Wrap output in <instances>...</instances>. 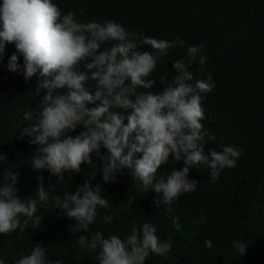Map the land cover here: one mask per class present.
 Segmentation results:
<instances>
[{"label":"clouds","instance_id":"clouds-1","mask_svg":"<svg viewBox=\"0 0 264 264\" xmlns=\"http://www.w3.org/2000/svg\"><path fill=\"white\" fill-rule=\"evenodd\" d=\"M141 44L154 52L140 51ZM7 45H14L23 57L25 82L39 74L35 94L45 93L35 109L24 110L23 121L31 123L19 130V136L30 137L27 142L36 146L31 167L47 171L49 183L46 187L43 175H38L35 192L21 198L16 187L19 173L12 169L0 173V236L40 230L44 214H39L38 205H49L73 221L68 225L72 234L88 233L101 209L105 211L99 218L110 224L115 209L103 198L102 184L115 183L125 170L133 184L156 194L153 205L172 215L180 197L197 190L199 182L190 178L193 169H207L214 182L222 171L235 168L243 155L242 148L223 143L205 151L216 137L201 123L205 119L201 97L215 85L211 76L196 80L189 70L197 61L199 46H189L187 55L172 64V79L161 76L155 89L153 73L169 50L184 47L180 36L172 41L143 36L138 41L115 21L81 22L53 0H2L0 60ZM16 53L8 60L9 72L21 71ZM170 157L172 164L182 167L157 176ZM4 161L7 154L0 151V163ZM82 165L91 169L87 179L74 192L57 195L65 174H79ZM97 175L102 184L93 186ZM205 221L201 215L195 224ZM172 223L176 232L182 230L178 215H172ZM76 243L97 253L98 264H145L150 254L166 257L173 247L171 237L161 240L148 220L133 222L123 237L95 231L79 235ZM7 244L13 247L14 241ZM204 245L211 249V240ZM232 247L243 256L248 245L238 239ZM47 252V246L35 243L14 264H62Z\"/></svg>","mask_w":264,"mask_h":264},{"label":"trees","instance_id":"trees-1","mask_svg":"<svg viewBox=\"0 0 264 264\" xmlns=\"http://www.w3.org/2000/svg\"><path fill=\"white\" fill-rule=\"evenodd\" d=\"M53 2L65 13L73 11L77 20L84 23L115 21L138 41L143 36L168 41L180 36L184 47L169 50L153 73L152 78L157 80L155 89L160 87L161 76L172 79L175 74L172 64L187 55L189 46H199L197 61L189 70L196 80L211 76L215 85L211 93L201 97L205 109L201 123L216 137L214 142L205 145V151L220 143L244 151L237 166L222 171L214 182L209 179L207 169L192 170L190 178L199 182L197 190L181 196L174 204L172 215H178L182 225L179 232L174 229L172 215L152 204L156 194L145 193L139 184H133L127 170L110 184H102L97 175L93 186L102 184L103 198L115 209V219L110 224H104L99 218L105 211L101 209L88 233L72 234L68 225L73 221L58 215V210L50 209L49 205H38L39 214H44L40 230L0 236V258L4 264H14L15 258L29 252L35 243L47 246V255L53 261L98 264L97 253L85 251L76 243L79 235L102 231L105 237H123L133 222L139 224L145 220L156 227L161 240L170 236L173 241L166 257L150 254L145 264H264V0ZM139 50L154 52L143 44ZM14 53L15 46L7 45L0 60V151L7 154V161L0 163V173L9 169L18 172V195L25 198L35 192L38 175H43L46 187L49 183L47 171L37 172L31 167L30 158L36 146L27 142L30 137L19 136V130L31 123L23 121L24 110L35 109L45 93L41 90L39 96L35 94L39 74L25 82L23 57L18 53L21 71H8V60ZM78 131L79 128L73 135ZM92 159L99 166L94 155ZM181 167L180 163L172 164L170 157L169 163L158 169L157 176ZM90 171L82 165L79 174H65L56 194L74 192ZM51 181L55 183L56 177H51ZM201 215L206 221L196 225ZM9 239L14 241L13 247L8 246ZM238 239L248 245L243 256L236 255L232 247V241ZM205 240H211V249L205 248Z\"/></svg>","mask_w":264,"mask_h":264}]
</instances>
